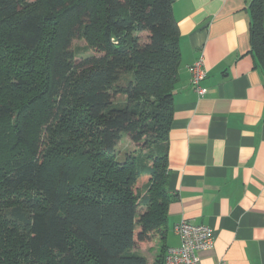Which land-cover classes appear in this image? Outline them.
<instances>
[{
  "label": "trees",
  "instance_id": "obj_1",
  "mask_svg": "<svg viewBox=\"0 0 264 264\" xmlns=\"http://www.w3.org/2000/svg\"><path fill=\"white\" fill-rule=\"evenodd\" d=\"M173 2L0 0V264H148L136 249L164 239L177 200ZM248 10L264 66L263 0Z\"/></svg>",
  "mask_w": 264,
  "mask_h": 264
},
{
  "label": "crops",
  "instance_id": "obj_2",
  "mask_svg": "<svg viewBox=\"0 0 264 264\" xmlns=\"http://www.w3.org/2000/svg\"><path fill=\"white\" fill-rule=\"evenodd\" d=\"M251 0H174L180 67L168 132L165 236L136 249L148 264L179 245L184 219L213 230L198 264H264V66L250 52ZM264 7V0H263ZM264 23V18H263ZM202 57L199 96L188 66Z\"/></svg>",
  "mask_w": 264,
  "mask_h": 264
},
{
  "label": "built area",
  "instance_id": "obj_3",
  "mask_svg": "<svg viewBox=\"0 0 264 264\" xmlns=\"http://www.w3.org/2000/svg\"><path fill=\"white\" fill-rule=\"evenodd\" d=\"M188 70L194 90L199 96L203 95L206 88L200 83L205 78L206 71L202 57L189 65ZM174 231L178 235L179 245L165 249L163 264H198V252L211 249L214 245V233L208 226L190 224L182 219L175 224ZM216 264H226V262L220 258Z\"/></svg>",
  "mask_w": 264,
  "mask_h": 264
},
{
  "label": "rangeland",
  "instance_id": "obj_4",
  "mask_svg": "<svg viewBox=\"0 0 264 264\" xmlns=\"http://www.w3.org/2000/svg\"><path fill=\"white\" fill-rule=\"evenodd\" d=\"M72 48L76 53L77 58H84L89 55L95 54L94 51L87 49L86 44L83 40H75L72 43ZM120 150V155L122 156L124 153H130L136 149L135 144L127 137L124 136L118 146ZM142 189H144L145 181L140 182L138 184Z\"/></svg>",
  "mask_w": 264,
  "mask_h": 264
}]
</instances>
